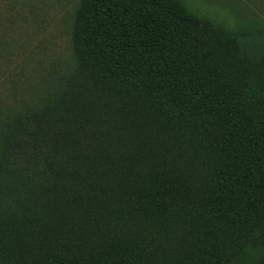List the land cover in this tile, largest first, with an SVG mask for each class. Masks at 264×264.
I'll return each mask as SVG.
<instances>
[{
  "label": "trees",
  "instance_id": "16d2710c",
  "mask_svg": "<svg viewBox=\"0 0 264 264\" xmlns=\"http://www.w3.org/2000/svg\"><path fill=\"white\" fill-rule=\"evenodd\" d=\"M70 44L0 120V264H264V24L79 0Z\"/></svg>",
  "mask_w": 264,
  "mask_h": 264
},
{
  "label": "rangeland",
  "instance_id": "374dc122",
  "mask_svg": "<svg viewBox=\"0 0 264 264\" xmlns=\"http://www.w3.org/2000/svg\"><path fill=\"white\" fill-rule=\"evenodd\" d=\"M230 29L264 24V0H181ZM79 0H0V120L37 106L72 63L70 28Z\"/></svg>",
  "mask_w": 264,
  "mask_h": 264
}]
</instances>
